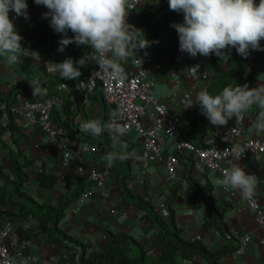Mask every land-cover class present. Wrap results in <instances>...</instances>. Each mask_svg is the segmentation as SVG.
I'll list each match as a JSON object with an SVG mask.
<instances>
[{
	"label": "crops",
	"instance_id": "obj_1",
	"mask_svg": "<svg viewBox=\"0 0 264 264\" xmlns=\"http://www.w3.org/2000/svg\"><path fill=\"white\" fill-rule=\"evenodd\" d=\"M154 2L155 0H145L141 3L129 24L141 29L143 24L138 16L139 10L144 3L153 4ZM42 14V8H38L37 13L28 14V19L23 16L21 19L16 17L14 11L9 13L19 33L28 32L33 28L32 20ZM170 39L169 31L164 32L159 43L147 50L143 60L148 68H151L155 62L161 64L159 70L149 73L151 89L169 109L185 118V110L189 108L187 103L189 100L194 101L197 92L204 89L206 85L207 78L202 79L201 71L208 68L211 74L212 69L208 57L197 55L198 60L192 65L190 61L183 60L178 54L171 58L170 55L157 50L158 46L170 48ZM59 40L42 46L35 44L29 38L22 42L23 47L28 49L22 52L23 55L28 57L31 66L38 70L37 73H31L30 77L31 79L39 78L42 86L53 82V90L60 94L61 99V103L55 109L54 122L57 125L61 122L64 128L70 127L75 130L72 134L73 139L67 137L69 141L76 147L94 146L98 152L86 155L80 160L73 159L70 165L65 166L61 153L47 147V139L43 133L36 127H26L21 118L10 116L3 106L5 103L0 101V226L5 222H10L14 236L29 242L28 247L23 250V257L44 261L47 264H58L62 251L66 249L51 242L46 234L36 233L38 221L31 215H26L24 219L17 217L20 210L19 202H23L22 197L9 198L7 194H3L2 189L6 185V177L9 181L13 180L10 172L13 158H18L22 165L27 164L21 167V171L28 177L23 184L22 192L38 205L55 206L61 196L68 195L70 203L65 210L64 217L59 222V228L86 245L88 253L98 250L107 243L108 239L103 232V229H107L114 233L123 232L138 241L146 251V262L150 263L158 259L160 252L152 245L157 230L149 220L143 218V211L135 203L146 201L155 208L159 215L166 217V203L173 195L171 207L177 227L180 229V236L184 241L199 242L212 253L226 251L219 264H264L262 234L257 227L255 216L248 209L240 193L235 191L233 194H225L222 188H216L212 180L214 177L221 176L218 173H212L207 169L201 172L191 170L188 166L191 163L188 153L178 154L177 158L183 168L184 178L186 175L197 191L190 189L186 182L181 183L180 186L169 183L166 180L163 163L154 161L144 154L141 149V138L135 133H130L120 140L121 143L125 142L127 146H131V155L128 158L129 177L124 181L129 193L138 200L130 202L124 197L120 183L124 175L123 169H116L108 180L110 200L108 202L99 199L88 200L74 214L73 211L78 206V194L92 187L85 178L78 174L77 167L83 165L85 172L91 167H109L104 159L105 154L118 151V148L116 147V150L113 148L112 137L108 131H104L98 137L81 134L79 131L82 121L96 119L102 124H107V107L98 89L87 97H82L70 90L59 88L61 83L70 86L77 80L59 82L57 81L58 74L52 76L46 72L48 62H62L68 58L66 48L63 52L58 51ZM260 43L264 48V39ZM215 59L223 68L227 66V59L220 60L217 56ZM40 66L43 67L42 70ZM16 71L12 65H7L3 58H0V93L3 96L14 92L13 89L18 87V91L15 92L17 97L29 100L44 98L43 95L33 96L31 85L26 86L25 73L20 74ZM247 72L249 77L245 79V84L249 88L264 83V57L259 60L250 59ZM186 91L191 92L190 98L184 96ZM256 112L257 109L253 108L245 114L243 136L264 139V134L256 135L251 128ZM217 133L219 135L218 127ZM207 141L217 140L207 135ZM162 147L164 157L173 151L171 142L166 138L162 140ZM143 163L147 164L144 174H142ZM118 164L116 160L113 166L117 168ZM236 164H240L248 173L256 176L254 197L264 209V155L258 160L249 156ZM42 174L56 177L52 188L43 186L39 179V175ZM247 236L252 239L251 244L242 250L240 255H236L240 250L241 241ZM133 250V254L136 255V250ZM193 262L194 264H207L198 256L193 258ZM183 264L190 263L184 262Z\"/></svg>",
	"mask_w": 264,
	"mask_h": 264
},
{
	"label": "clouds",
	"instance_id": "obj_2",
	"mask_svg": "<svg viewBox=\"0 0 264 264\" xmlns=\"http://www.w3.org/2000/svg\"><path fill=\"white\" fill-rule=\"evenodd\" d=\"M36 5H43L48 11L43 18L49 20L50 27L63 36L58 41V51L63 52L70 44L87 46V51L78 60L68 57L62 62H48L50 75L64 80L79 81L81 68L90 63L114 79H125L123 67L129 61L135 62V52L146 49L151 42L140 35L141 29L129 24L127 17L132 9L129 0H34ZM169 9L182 12L183 23H173L179 37V50L191 57L211 56L226 60V50L236 49L243 57L249 50H264V0H168ZM27 0H0V57L7 65L19 62L20 54L25 49L21 43L23 36L17 31L10 11L16 17L28 19ZM71 32L74 35L69 36ZM35 59L36 57L33 56ZM198 66V65H197ZM33 96L46 94L38 79H30ZM67 85V84H65ZM80 87V85H79ZM201 113L212 125L226 126L233 117L237 125L246 113L257 109L251 128L256 135L264 134V83L249 88L247 84L226 86L216 95L206 88L197 92L195 100ZM81 134L98 137L104 131L111 134L113 144L119 151L105 154L109 167L116 160L124 161L130 157L127 145L120 138L126 129L119 125L102 124L99 120L82 121L79 125ZM235 131V128L231 129ZM241 157H237L240 159ZM216 188L225 191H238L243 200L253 198L256 189V176L248 173L240 164L225 169L221 176L212 180Z\"/></svg>",
	"mask_w": 264,
	"mask_h": 264
},
{
	"label": "built area",
	"instance_id": "obj_3",
	"mask_svg": "<svg viewBox=\"0 0 264 264\" xmlns=\"http://www.w3.org/2000/svg\"><path fill=\"white\" fill-rule=\"evenodd\" d=\"M145 0H129L132 9H129L128 22L134 18L137 9ZM147 53V51L145 52ZM135 57V62L130 61L128 68L123 65L126 73L125 79H114L98 69H94L85 79H80L70 86L61 83L59 88L70 90L82 97H87L96 89H100L107 107V124L119 125L126 129L123 137L135 133L141 138V149L152 160L162 162L169 183H185L183 168L179 164L178 154L188 153L191 159V168L195 172L204 169L212 173L222 175L225 169L231 168L238 161L253 156L258 160L264 155V139L257 137H244V119L237 125L236 118L228 121L226 126H220L217 141L208 142L210 145L198 147L188 142L182 136L185 124L183 116L169 109L161 102L151 89L148 79L149 73L161 68V64L155 62L151 68L145 65L143 57L146 54ZM178 56L183 60L190 61L192 65L197 62V56L191 57L178 49ZM46 72L47 67H46ZM49 74V73H48ZM50 75V74H49ZM202 79L209 77V69L201 71ZM80 85V87H79ZM205 89V87H204ZM186 98L191 97V92H184ZM61 103L58 97L29 100L17 97L16 101L9 106H4L10 116L19 117L26 127H36L47 139V147L61 153L62 162L65 166L70 165L73 159H82L86 155L98 152L94 146L73 145L66 136L62 126L54 122L53 111ZM235 128V131L231 129ZM111 135V134H110ZM168 139L173 151L165 157L163 154L162 140ZM237 157H241L237 159ZM147 164L143 163L142 174L146 171ZM115 167L96 168L91 167L85 172L84 166L77 167L78 174L85 178L92 187L78 194V206L73 211L76 214L81 206L88 200L99 199L108 202L110 192L108 180L113 175ZM225 194H233L235 191H225ZM250 212L255 216L259 231L261 232V245L264 248V209L256 197L246 201ZM113 213V211H111ZM252 239L247 236L240 243V255L242 250L249 246ZM27 240H20L14 236L12 225L5 222L0 226V264H47L44 261H35L30 257H23V250L28 247ZM63 250L58 264H72V260H78L81 249L78 246L67 244Z\"/></svg>",
	"mask_w": 264,
	"mask_h": 264
},
{
	"label": "trees",
	"instance_id": "obj_4",
	"mask_svg": "<svg viewBox=\"0 0 264 264\" xmlns=\"http://www.w3.org/2000/svg\"><path fill=\"white\" fill-rule=\"evenodd\" d=\"M28 2V14L37 13L38 8L43 9V13L48 10L43 5H36L34 0H27ZM259 2V0H257ZM138 16L142 21V28L140 35L142 37H147L151 42L150 46L146 49H141L140 52L136 51L134 56L143 55L150 47L156 46L162 38L164 32L169 31L171 35V46L170 48L157 47V50L166 53L174 58L178 54L179 49V37L177 31L172 27L173 23H183L184 15L182 12H176L169 9L168 0H155L152 3H144L141 10H139ZM20 19L22 17H19ZM33 28L28 30V32L20 33L23 36V40L29 38L39 44V46L46 45L47 43L57 42L61 39L63 34L56 33L49 24V20L43 18V16H37L33 19ZM69 36L74 35L69 32ZM264 49L263 47H261ZM68 52V57H72L74 60H78L85 52L91 51L87 46H77L76 44H70L66 47ZM229 56L227 58L226 67L223 68L219 62L215 59V54L207 56L209 58V63L211 66V74L207 78L205 88L213 95L219 94L226 86H240L245 84V79L249 77L247 72L248 63L250 59L259 60L264 57V50H249V55L245 58L239 55L234 48H229L226 50ZM2 58V57H0ZM96 64L90 63L86 67L81 68L82 75L79 79H85L94 69ZM130 61L125 64L128 68ZM18 73H25L26 86L30 84L31 73H37L38 70L31 66V61L28 57L20 54V60L18 63L12 65ZM43 67L40 66V70ZM16 71V72H17ZM23 73V74H24ZM39 81L40 79L37 78ZM57 81L61 82L60 77ZM73 82L75 80H72ZM17 87V86H16ZM46 88V94L43 96L45 98L58 97L60 94L53 90V82L43 85ZM18 87L13 89L14 92L3 96L0 93V101L5 103V106H9L11 103L16 101ZM98 91L102 96L101 90ZM31 100H36L32 99ZM104 102V99H103ZM7 112V111H6ZM56 110L53 111V116ZM185 124L182 129V136L188 141L193 143L198 147H204L210 145L206 142V136H212L215 140H218L219 135L217 133V126L211 124V122L201 113L199 105L193 103L185 110L184 113ZM62 126V123H58ZM64 128V127H63ZM66 129V136L73 139L72 134L75 130L72 128ZM112 142V141H111ZM127 144V143H122ZM117 146L113 144V148L116 150ZM119 151V148H118ZM127 152H131V146H127ZM191 160V159H190ZM128 159L124 161L118 160V165L115 170L123 169V177L121 180V187L124 197L133 202V200H138L133 197L128 189L126 188L125 179L129 177V164ZM191 162V161H190ZM27 164L19 163L18 158H13V162L10 165V172L13 175V180L9 181L6 177V185L3 187L4 195L7 194L8 197L18 196L22 197L23 202L20 203V210L18 218L24 219L26 215H31L35 220L38 221V227L36 228V233L46 234L48 239L62 247L63 249L68 248V243L71 246H78L81 249V254L78 256V260H72V264H183L188 262L194 264L193 258L198 256L203 259L207 264H219L221 258L226 254V251L220 252H209L207 251L199 242H186L180 236V229L177 227L174 211L171 207V201L173 200V195L168 199L166 203L167 216L162 217L159 215L155 208L146 201H141L140 203H135L143 211V218L151 222V225L157 230L156 237L152 245L160 252V256L153 262H146V251L136 241L133 237L120 232L114 233L110 230L103 229L104 235L107 237V243L96 251L87 252L88 248L86 245L82 244L80 241L75 240L71 236L67 235L64 231L59 228V222L64 217L65 210L67 209L70 200L68 195H63L59 198L58 203L55 206L49 204L38 205L34 200H32L26 193L22 192V187L24 182L27 180V175L21 171V167ZM191 168V163L188 165ZM192 170V168H191ZM39 179L43 186L46 188H52L56 182V177L39 175ZM185 181L189 185L190 189L197 191V188L192 185L188 177L185 175ZM180 186L181 183H176ZM12 203V201L10 202ZM45 229L44 231H41ZM133 249L136 250V255L133 254Z\"/></svg>",
	"mask_w": 264,
	"mask_h": 264
}]
</instances>
